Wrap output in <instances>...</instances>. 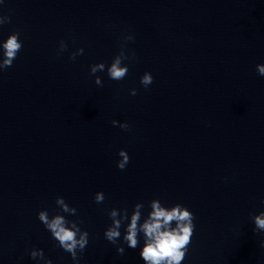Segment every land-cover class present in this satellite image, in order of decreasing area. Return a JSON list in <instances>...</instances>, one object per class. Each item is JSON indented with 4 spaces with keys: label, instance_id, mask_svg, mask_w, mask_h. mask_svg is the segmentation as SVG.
I'll list each match as a JSON object with an SVG mask.
<instances>
[{
    "label": "water",
    "instance_id": "95a60500",
    "mask_svg": "<svg viewBox=\"0 0 264 264\" xmlns=\"http://www.w3.org/2000/svg\"><path fill=\"white\" fill-rule=\"evenodd\" d=\"M0 17V41L22 42L0 70V218L51 236L38 213L66 215L87 248L144 264L127 221L106 240L108 213L142 203V222L158 199L194 214L182 264H264V0H0ZM122 44L128 73L112 80Z\"/></svg>",
    "mask_w": 264,
    "mask_h": 264
},
{
    "label": "clouds",
    "instance_id": "9594fccd",
    "mask_svg": "<svg viewBox=\"0 0 264 264\" xmlns=\"http://www.w3.org/2000/svg\"><path fill=\"white\" fill-rule=\"evenodd\" d=\"M10 22V17H0V25ZM131 35L124 37L125 41L133 40ZM22 49V42L19 39V33L14 32L9 35L6 40L0 41V70H4L12 66L18 53ZM67 50V44L62 40L59 45L58 55ZM83 49H77L72 53L70 58L75 59L77 55H81ZM123 44L121 51L117 54L111 65L107 68V73L112 80H122L128 73L127 65L122 66V61L128 60ZM105 64L98 63L90 67V73L96 74L98 71H104ZM256 69L259 75L264 76V64H257ZM153 82L150 73L145 72L140 79V83L147 88ZM95 83L102 85L100 77H96ZM131 95H136V89H132ZM117 121L113 120L112 124L117 125ZM122 129H128L127 123L119 124ZM121 159L117 163V167L121 170L125 169L130 157L126 151L119 152ZM95 202L102 203L105 199L102 192L95 194ZM56 205L60 212L69 216L77 215V209L70 207L63 197L56 198ZM144 205L137 203L134 206L131 216L128 210L111 209L108 213L111 219V225L105 230L104 236L109 242L116 244L121 237L120 229L125 225V234L123 241L129 248L136 249L140 246V237L143 235L144 244L140 251V256L144 264H182L191 243L194 234V214L187 208L177 203L171 208L162 206L160 200L153 199L150 202L151 211L147 217L142 218V209ZM38 219L43 223L46 230L51 233L52 238L58 243V246L65 252L69 253L74 264H79L78 253H83L85 247L89 243V233L80 227L82 221L69 220L66 215L55 214L49 216L47 210H41L38 213ZM254 221V231L264 232V211L258 215H252ZM264 247V243H262ZM125 249L118 246L117 252L123 254ZM30 256L33 259L39 258L44 264H52L50 259H45L43 250H32Z\"/></svg>",
    "mask_w": 264,
    "mask_h": 264
}]
</instances>
